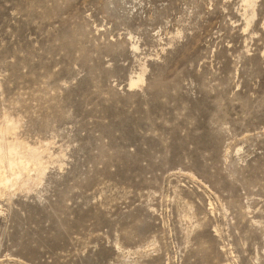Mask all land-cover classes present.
Segmentation results:
<instances>
[{
    "label": "rangeland",
    "instance_id": "rangeland-1",
    "mask_svg": "<svg viewBox=\"0 0 264 264\" xmlns=\"http://www.w3.org/2000/svg\"><path fill=\"white\" fill-rule=\"evenodd\" d=\"M5 118L0 264H264V0H0Z\"/></svg>",
    "mask_w": 264,
    "mask_h": 264
},
{
    "label": "bare ground",
    "instance_id": "bare-ground-1",
    "mask_svg": "<svg viewBox=\"0 0 264 264\" xmlns=\"http://www.w3.org/2000/svg\"><path fill=\"white\" fill-rule=\"evenodd\" d=\"M247 0H244V2ZM252 6L249 3V8ZM143 83L142 73L131 80L129 88L136 87ZM6 119V118H5ZM16 124V123H15ZM15 124L7 120L0 125V195L16 189L27 186L30 181L40 183L45 175L47 167L43 163L41 155L45 153V149L40 151L38 148H31L24 145L20 141H9L16 129ZM8 136H10L8 138ZM15 137V136H14ZM12 139V137L10 138ZM46 146V145H45ZM35 173L33 179L29 174ZM35 182V183H36ZM31 184V183H30ZM33 185V184H32ZM29 186V185H28ZM7 194V193H6Z\"/></svg>",
    "mask_w": 264,
    "mask_h": 264
}]
</instances>
